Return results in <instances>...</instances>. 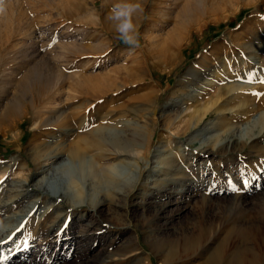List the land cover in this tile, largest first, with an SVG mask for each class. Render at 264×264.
I'll return each mask as SVG.
<instances>
[{
    "label": "rangeland",
    "instance_id": "rangeland-1",
    "mask_svg": "<svg viewBox=\"0 0 264 264\" xmlns=\"http://www.w3.org/2000/svg\"><path fill=\"white\" fill-rule=\"evenodd\" d=\"M112 2L10 0L6 14L0 16L1 223L16 222L14 214L38 197V208H46L43 210L49 216L42 219L40 235L24 238L28 249L7 246L2 263L42 264L57 258L53 264H87L82 258L85 252L69 255V249L82 246L75 241V249L67 247L68 235L63 236L67 216L69 234L75 240L87 220L113 217L122 233L116 245L120 247L114 250L129 249L122 264H160L165 259L160 252L157 256L139 252L134 230L145 251H150L148 243L157 239L171 250L173 263L164 260V264H264V132L238 150L226 148L232 130H243L244 136L264 131V0H143L145 11L137 20L140 47L135 49L117 39L108 19ZM231 18L235 19L227 23ZM65 43L73 46L71 77L58 84H44L46 88L40 85L36 92L23 75L37 62L62 66L68 53ZM97 81L112 86L105 98L96 103L88 98L89 102L78 106L89 96L87 88ZM27 86L32 89L29 94L23 93ZM209 100L215 103L208 114L189 123L193 110ZM154 101L156 129L148 149L153 169L143 168L144 178L140 177L132 197V202L137 200L140 205L127 215L126 200L116 189L122 180H130L141 164L136 156L124 152L139 151L142 144L137 140L131 148L124 145L127 150L117 154L114 151L119 147L110 136L126 128L146 134L151 118L144 113ZM106 111L107 116L101 118ZM164 114L170 120L164 121ZM67 115L74 128L69 134L51 129L53 124H42L46 118ZM257 116L263 117L256 122ZM191 122L194 127L188 128ZM204 126L210 132L200 130ZM96 129H103L108 140L97 142L96 134L90 132ZM202 140H210L207 152L195 147ZM60 145L69 161L49 167L51 161L40 159V155ZM77 146L81 153L76 156L72 148ZM160 149L164 151L158 158L155 154ZM33 156L40 162L32 160ZM110 164L123 173L121 180L107 171ZM190 181L204 187L198 190L197 202H189L173 217L171 228L165 229L164 218L146 198L151 195V200H164L171 191L179 201L185 194L180 192L185 186L182 183ZM37 183L61 191L72 205L46 194ZM210 183L213 188H207ZM29 192L30 197L22 202L20 195L29 196ZM243 195L245 201L238 205L236 199ZM114 202L121 206L114 207ZM254 221L263 223L255 242L240 230ZM51 226L56 235L49 230ZM204 233L212 234L213 241L207 246L198 243ZM84 234L87 243L83 248L91 259L98 258L110 239L100 233L96 240L100 242L93 244L96 235L92 231ZM43 249L46 255L37 252ZM219 249L222 253L213 259ZM134 250L138 252L134 254Z\"/></svg>",
    "mask_w": 264,
    "mask_h": 264
},
{
    "label": "bare ground",
    "instance_id": "bare-ground-1",
    "mask_svg": "<svg viewBox=\"0 0 264 264\" xmlns=\"http://www.w3.org/2000/svg\"><path fill=\"white\" fill-rule=\"evenodd\" d=\"M65 46H66V50L68 51V53L66 54V56H67L66 57V62L64 64H62V66H59V65H54V67H51L52 65L51 66L50 65L44 66L40 62H37L34 65H32L30 68H28L29 73H25L23 75V78L24 79L29 80L32 83V85H34V87H32V88L34 90H36V92L39 91V88H41L40 85H44V84H47L48 85L49 83H54V82L56 84H58V83H61L65 78L71 77V75L68 73V71L72 67V65H71L72 59L70 57V52H73L72 51L73 46L70 43H67ZM80 54H82V53H80ZM20 66H21V64H20ZM20 66H19V68H20ZM3 67H6V66H3ZM3 67H1V68L3 69ZM190 73H191V70L188 72V74H190ZM89 79H91V78H89ZM198 79H201V78H199V76H198ZM26 82L27 81H25L24 83H26ZM28 87L29 86H27V87L24 88L23 93H28L29 94L28 91H32V89H30ZM44 87H45V85H44ZM109 88L111 89L112 86L110 85L108 87V84L103 83L101 81L93 82L92 83V86H90V88H87L86 94H88L89 96L84 97L83 100L80 101V103H78V106H82V105L85 104V102H87V101L89 102L90 100L91 101L94 100L93 102H95V103L96 102H100V100H103L105 98L103 96H105V93H107V90ZM81 90H82V88H81ZM45 91H46V89H45ZM30 94H31V92H30ZM218 95H220V93ZM88 98H90V100ZM214 100L216 101V99H214ZM215 101H212V100L210 101L209 100V101H207V103H204L202 106H200V107L198 106V108H196V110H193V111H195V114L194 115L193 114H190L191 120L189 119L190 117H188L189 123H190V121H193V122L196 121V120L200 121L204 116H206L208 114V111L210 110L211 106L215 103ZM18 102H19V100H18ZM152 103H151L152 106L149 107V108H146L145 109L146 112L144 113L145 115L150 116V118H151V122H150L151 124L148 125V126H150V129H148V131H147L146 134L141 135L140 132H139L141 130L137 131L136 128H131V129L126 128V129L121 130V131L119 130V131H117L115 133V135L110 136L112 143L113 144H116L119 147V148L115 149V151H114L117 154L122 153L123 150H127V149H125V146L131 148V146L133 144H136L137 140L141 141V144H142V149H140L139 151L138 150L135 151L134 149H131L132 152L131 151H128L129 153H127V151L124 152V153H126V155L129 154L128 156H131V157H135L136 156V160H140L141 161V164L138 163L139 164L138 165V169L134 171V174H132V178L130 177L129 178L130 180H127V179H125L124 181L122 180V183H121L120 187H118L116 189V192L118 194H120L124 198V200H126L127 205H126L125 211H126V214L127 215L130 214L132 211H135V208H136L137 204H139V201H137V200L135 202H132V197L135 195V192L137 190V187H139L138 186V183H139L140 177L144 174L142 172L143 168L153 169L151 167V163H152L153 160L151 159L152 157L149 156V152H148V149L150 147L152 138L155 135V129H156V121H155V115H154V113H155V101L152 102ZM101 105L99 107L98 106L97 107L99 109H101ZM133 106H135V105H133ZM97 107H95V108H97ZM98 112H99V110H98ZM104 113H102V114H104ZM108 113L106 111V113L104 115L101 114L100 117L101 118H105V116H107ZM95 115H97V114H95ZM186 115H188V114H186ZM261 117H263V116H257V117H255L256 119L254 118L255 119L254 121L258 122V120ZM167 118H169V117L166 116L164 118V121L170 120V119H167ZM91 119H92V117H91ZM180 119H181V117H180ZM184 119H186V118H184ZM41 121H43V118H42ZM69 121H71V116L70 115H67L64 118L59 117V116L56 117V119L46 118V120L43 121L42 124L43 125H47V126H49L50 124H53V127H51V129L52 128L62 129L63 134H69V130L72 131L74 129V128L70 127L71 126V123H69ZM92 121H93V119H92ZM186 121H187V119H186ZM193 122H191L192 123L191 126L190 125L189 126L186 125V126L188 128L194 127ZM166 123H169V122H166ZM135 124H134V126H137ZM182 124H183V122H182ZM188 128H187V130H188ZM200 130H203L204 132H207L208 133L209 127L206 128V126H204V128L203 129L201 128ZM262 130L263 129H260L259 132H254V131L251 132L250 131V133H248L246 136H244V134H242L243 130L241 132H239V133H238V130L237 131L232 130L231 133H229V136L227 137L228 143L226 141V143H227L226 144V146H227L226 148H228V150L229 149H231V150H238L242 145H244L245 143H247L246 141L254 140V139L258 138L260 136V134H262L264 132ZM90 132L96 134L94 136L96 137L97 142H103L104 140H108V138H107L108 135L104 132L103 129H96V130H92ZM144 132H145V130H144ZM197 134H199V133H197ZM190 138H192V137H190ZM193 138H195V137L193 136ZM209 141L208 140H202L201 143H200V145L195 146V147H197V149H199L201 151L207 152L206 151L207 148L209 149V144H207V142H209ZM63 147H64L63 145H60L59 147L54 146V149H52V150L49 149V150L43 151V154L41 153V155H40V159H42V160H50L51 162H49L50 163V166L49 167H51L55 163H57V164H62L63 163L64 164L65 162L69 161V159L63 157V154H62V148ZM222 148H224V147L222 146ZM165 149L166 148H164V150ZM80 150L81 149L78 146L75 147V148H72V151H73L74 155H76V156L79 153H81ZM164 150L163 149L162 150L160 149L155 154V156L159 158L160 154L163 153ZM166 150H168V149H166ZM40 159L37 158V156H36V158L35 157L32 158V160H34L36 163H39L40 162ZM97 166L101 168V166H99V165H97ZM106 167H107L106 168L107 171H110L113 174V176H117V178H119V180H121L123 178V177L121 178V175H123V173H120L118 171L116 165H114V164L111 165L110 164L109 166H106ZM45 169H43L42 171H45ZM95 169H96V167H95ZM42 171H41V173H43ZM98 172H100V171H98ZM141 178H144V177L142 176ZM158 181H161V180H158ZM210 181H211V179H210ZM140 182H141V180H140ZM187 182H188V180H187ZM178 184L179 183H177V185ZM182 184H184L186 187L183 186V188L184 187L185 188L184 189L181 188L182 191H180V192L182 193L183 191H185V194H183V198L180 199L179 201L173 199V195H171V193H172L171 191H168V193H167L168 195H166V194L164 195V197H163V198H165L164 200H161V199L160 200L159 199H156V201L151 200V197L152 196L149 195V194H148L149 195L148 198H146V200H145V202H149V203L150 202H154L153 205H154L155 211H157L158 215H160L162 218H164V221L163 222H164V225H165L164 226L165 229H168V228L170 229L171 228V222H173V217H175L176 215H178L179 213H181V211L183 209L187 208L189 202H192L193 199H194L193 202H197V199H198L197 197L199 196V191L198 190L201 189V188H204L203 185L200 184V183H198L197 181L195 183H193V182L190 181V183H182ZM207 185H208L207 188H213L212 187V183L207 184ZM35 186L38 187V188H40V189H42V190H44L46 194L50 193L53 197H62L68 204L72 205V203L67 200V198L65 197V195L61 191H59L57 189H53L50 186L44 185V183H37V184H35ZM165 187H163L164 190H169L170 189V188H165ZM29 193H30L29 196L27 195V193H22L20 195V199H22L21 200L22 202L23 201H26L30 197L31 192H29ZM51 199H53V198H51ZM236 201L238 202V205L243 204L244 201H245L244 195L241 196V197H237ZM10 202H11V200H10ZM10 202L8 201V203H10ZM140 202H142V201H140ZM39 203H40L39 202V197L38 198H35L34 200H32L30 202V205H29L28 208L21 209L17 213L15 212L16 214L13 213L14 216H15V218H16V222H14L12 224H7L8 221H6V220H5L4 223H1V221L3 220V218L0 217V264H3L1 257H3L5 248L7 246H12V249L13 250H18L19 247H21V246H23L25 249H28V241L26 239L24 240V238H32V237H34L35 235H38L41 232L42 222H43L42 219H45V218H47L49 216H48V212H47V214H45L47 210L46 211H44V210L46 208L44 209V207L42 208V206L40 208H38L39 207L38 206ZM182 203H185V204H182ZM173 204L175 205V208L170 209L169 206H171ZM114 205H115L114 207H120L121 206L118 202H114ZM41 208H42V210H41ZM100 211L103 212V209H101ZM115 211L117 212L116 209H115ZM112 212H113V210H112ZM112 215H113V213H112ZM98 219L99 220H95V219H90L89 221L87 220V222L84 223L85 224L84 228L81 229V231H82L81 234L82 235H79L78 236L79 238L78 239L76 238L77 240H75V238L73 239V235H70L69 234V230H70V227H71L70 226L71 225L70 224L71 221H70V218L66 216V218H65V222L66 223L64 225V228H66L67 230L65 229L66 231H65V234H63V236L64 235L65 236L68 235V236H66V239L68 240L67 241L68 242L67 243V247L68 248H71L73 246V248H74L75 241L77 242V244H79V245L82 246V247H78L77 246L76 249L74 248L75 251H73V249H71V250L69 249V251H70V254L69 255H72V254H75V253L78 254V255H83V253L85 252L86 254L82 258L85 259L84 261L85 262H88L89 264H122V260L121 259H122L123 256H126V254L129 252V249H123V251H120V250L119 251H116V250H114V248L117 247L116 245L119 242L118 238L122 234L121 231H120V229H119L120 227L118 226V224L117 225L114 224V222L112 220L113 217L108 218V219H106V218L105 219L98 218ZM69 221H70V223L68 224ZM260 223L261 222L255 223V221L254 222L247 223V225L245 227H243L242 229H240V230H243V232L241 233V235H243V233H244V235H246L247 238H250L249 240L255 242L258 238H260L259 236H261V228L263 227V223H262V225ZM124 225L127 227L126 224H124ZM52 229H53V227L51 226L49 228V230H52ZM87 231H90V232L92 231L96 235V238H95V241H93V244L100 242L99 240H98V242L96 240L100 237V235L102 233H103L102 234L103 236H106L107 235L108 238L110 239L109 242L106 243L102 247V250L99 253L98 258H96V259H91L89 257V255H88V253H87L88 250L86 252V249L83 248V246H85V244L87 243L86 237H85V234H84V232H87ZM52 234H55L56 235L57 233L54 230H52ZM211 235L209 236V234H205V233L202 234L201 236L198 237V240H199L198 243H202L203 245H206V246L209 245L211 243V241H213ZM139 236L140 235H139L138 231L134 230V236H133V238H134V242L136 243V246H137L136 249H138L139 252L143 251V253L145 252L148 255H150V253H152V252H153V254H154V252H155V254L156 253L159 254V252H160V253H163L162 255L165 257V259H163V258L161 259L160 264H164V260H166L168 262H172V257H171L172 252H171V250L168 249V247L167 248L164 247L161 242H158L160 240L157 239L158 241L155 240L153 242H149L148 243V246H149V250L150 251H145L144 248L140 245ZM246 236H244V237H246ZM138 245H140V247ZM86 247H87V245H86ZM92 247H94V246H92ZM118 247H120V246H118ZM33 248L34 247H30V250H33ZM121 250H122V248H121ZM37 252L40 255H43V254L46 253L44 249L43 250H40V251L38 250ZM135 252H136V250H134V254L137 253V252L136 253ZM249 252L252 253V250L249 251ZM221 253H222V249L217 250V253H215V255L213 256V259H214L215 256L216 257H219ZM141 255H142V253H141ZM156 256H157V254H156ZM55 257H57V256H55ZM242 258H243V256H242ZM55 259H57V258H53V260H51V261H44V262H42V264H53V262H55Z\"/></svg>",
    "mask_w": 264,
    "mask_h": 264
},
{
    "label": "clouds",
    "instance_id": "clouds-1",
    "mask_svg": "<svg viewBox=\"0 0 264 264\" xmlns=\"http://www.w3.org/2000/svg\"><path fill=\"white\" fill-rule=\"evenodd\" d=\"M9 3L10 0H0V16L6 14ZM144 11L143 0H114L110 5L108 19L114 24L117 39L131 49L140 47V31L137 20Z\"/></svg>",
    "mask_w": 264,
    "mask_h": 264
},
{
    "label": "trees",
    "instance_id": "trees-1",
    "mask_svg": "<svg viewBox=\"0 0 264 264\" xmlns=\"http://www.w3.org/2000/svg\"><path fill=\"white\" fill-rule=\"evenodd\" d=\"M235 18H231L227 23H230L234 20Z\"/></svg>",
    "mask_w": 264,
    "mask_h": 264
},
{
    "label": "snow or ice",
    "instance_id": "snow-or-ice-1",
    "mask_svg": "<svg viewBox=\"0 0 264 264\" xmlns=\"http://www.w3.org/2000/svg\"><path fill=\"white\" fill-rule=\"evenodd\" d=\"M262 18H264V17H262ZM262 95H264V94H262ZM246 183V182H245ZM235 190H238V189H235Z\"/></svg>",
    "mask_w": 264,
    "mask_h": 264
}]
</instances>
